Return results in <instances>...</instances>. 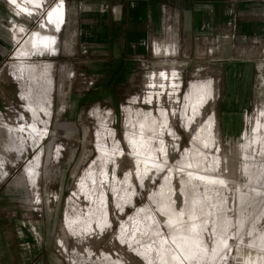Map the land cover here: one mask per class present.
<instances>
[{
  "label": "rangeland",
  "instance_id": "1",
  "mask_svg": "<svg viewBox=\"0 0 264 264\" xmlns=\"http://www.w3.org/2000/svg\"><path fill=\"white\" fill-rule=\"evenodd\" d=\"M39 1L0 0V264H264V87L239 23L225 57L166 20L103 82L109 0Z\"/></svg>",
  "mask_w": 264,
  "mask_h": 264
},
{
  "label": "crops",
  "instance_id": "2",
  "mask_svg": "<svg viewBox=\"0 0 264 264\" xmlns=\"http://www.w3.org/2000/svg\"><path fill=\"white\" fill-rule=\"evenodd\" d=\"M165 4L182 28L187 45L197 47V35H200V43H207L208 46L221 40L224 56H229L232 41L229 28L233 20L235 24L239 23L237 36L245 40L246 54L257 55L258 62L264 60V0H109L105 10L95 15L98 18L93 24L94 37L88 40L95 46V57L88 61L92 63L88 66L89 71L95 72L103 82L120 81L123 73L132 72L137 60L144 57L158 40L157 34L162 27L161 8ZM34 6H38L37 2ZM18 8L28 14L23 9L25 7ZM49 13L51 17L52 11ZM59 13L58 23L63 25L66 13L64 9ZM49 15L45 20L47 25L53 20ZM29 17L33 16L29 14ZM55 36L58 37L57 34ZM248 67L247 80L253 68Z\"/></svg>",
  "mask_w": 264,
  "mask_h": 264
},
{
  "label": "built area",
  "instance_id": "3",
  "mask_svg": "<svg viewBox=\"0 0 264 264\" xmlns=\"http://www.w3.org/2000/svg\"><path fill=\"white\" fill-rule=\"evenodd\" d=\"M161 10H162V13H163L162 22L161 23H162L163 26H165L164 25L165 21L167 20L169 22L170 20H172L173 19V15H172V12H171L170 8L166 4L162 6ZM153 46L155 47L154 44H153ZM257 69H258V77L261 79V81H263L261 83V88H263L264 87V76H263L264 60L259 61V63L257 64Z\"/></svg>",
  "mask_w": 264,
  "mask_h": 264
},
{
  "label": "bare ground",
  "instance_id": "4",
  "mask_svg": "<svg viewBox=\"0 0 264 264\" xmlns=\"http://www.w3.org/2000/svg\"><path fill=\"white\" fill-rule=\"evenodd\" d=\"M166 27V26H165ZM166 30V29H165ZM0 123H3V121L0 119ZM206 176V175H205ZM207 178V177H206ZM261 255V254H260ZM257 256V255H256ZM262 258H264V255H261ZM261 258V257H260ZM247 259V258H246ZM228 260V259H227ZM253 260V259H252ZM250 261V260H249ZM263 262V261H262Z\"/></svg>",
  "mask_w": 264,
  "mask_h": 264
},
{
  "label": "snow or ice",
  "instance_id": "5",
  "mask_svg": "<svg viewBox=\"0 0 264 264\" xmlns=\"http://www.w3.org/2000/svg\"><path fill=\"white\" fill-rule=\"evenodd\" d=\"M13 2H15V0H13Z\"/></svg>",
  "mask_w": 264,
  "mask_h": 264
}]
</instances>
